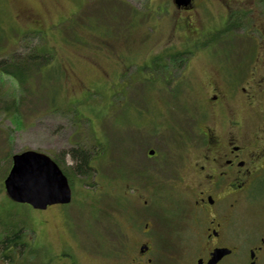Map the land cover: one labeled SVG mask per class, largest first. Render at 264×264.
I'll return each instance as SVG.
<instances>
[{
  "label": "rangeland",
  "instance_id": "1",
  "mask_svg": "<svg viewBox=\"0 0 264 264\" xmlns=\"http://www.w3.org/2000/svg\"><path fill=\"white\" fill-rule=\"evenodd\" d=\"M223 1L196 0L183 11L173 0H0V62L18 61L31 75L21 85L0 71V264H14L23 248H37L44 258L45 245L63 241L80 262L89 263L86 253L106 238V178L115 154L108 140L111 135L115 146L140 144L139 97L163 98L176 88L178 101L193 111L220 73H228L219 69L220 61L239 52V41L249 36L252 52L264 43L257 30L264 25V0H241L250 2L228 9ZM228 11H235L231 20L245 24L206 53L208 38L217 40ZM186 21L197 22L200 31L210 28L209 36L190 45L197 35L184 28ZM185 47L194 51H179ZM27 56L35 60L23 59ZM248 111L236 102L239 116ZM177 115L174 120L182 118ZM168 120L159 136L162 156L179 137ZM71 149L90 155L88 175L73 172ZM26 150L61 163L71 188L69 204L36 210L7 198L3 180L12 155ZM161 165L170 168L163 157ZM182 186L174 180L161 183L170 207H185ZM234 222L240 233L252 226L253 239L264 231V180L241 196Z\"/></svg>",
  "mask_w": 264,
  "mask_h": 264
},
{
  "label": "flooded vegetation",
  "instance_id": "2",
  "mask_svg": "<svg viewBox=\"0 0 264 264\" xmlns=\"http://www.w3.org/2000/svg\"><path fill=\"white\" fill-rule=\"evenodd\" d=\"M195 1L177 9L188 11ZM241 2L250 1L225 0L222 7L233 8ZM229 13L235 11L224 13L218 38H208L206 53H210L208 46L227 41V35L245 24L231 20ZM196 24H184L197 35L190 45L209 36L210 28L200 31ZM191 26L195 28L190 30ZM257 30L264 38V25ZM247 39L239 41V52L232 58L220 61L219 69L228 73H220L218 84L193 111L191 105L178 101L176 88L167 90L169 95L163 98L142 95L138 102L140 144L115 146L110 135L109 148L115 154H110L106 178V238L86 253L89 263L66 250L64 241L59 246L47 241L44 258L37 248L18 250L13 263L264 264V231L253 239L252 226L240 233L234 222L241 196L264 180V43L252 52V39ZM172 84L177 87V82ZM237 101L248 106L247 117L236 112ZM177 113L180 120H174ZM166 118L179 137L165 146L162 156L158 143ZM162 157L169 169L162 167ZM164 179L183 185V209L170 207L171 202L164 199ZM49 207L53 206L45 210Z\"/></svg>",
  "mask_w": 264,
  "mask_h": 264
},
{
  "label": "water",
  "instance_id": "3",
  "mask_svg": "<svg viewBox=\"0 0 264 264\" xmlns=\"http://www.w3.org/2000/svg\"><path fill=\"white\" fill-rule=\"evenodd\" d=\"M193 0H173L177 8L188 7ZM11 167L3 180L9 200L27 204L36 210L71 201L67 177L57 163L44 153L26 150L12 155Z\"/></svg>",
  "mask_w": 264,
  "mask_h": 264
},
{
  "label": "trees",
  "instance_id": "4",
  "mask_svg": "<svg viewBox=\"0 0 264 264\" xmlns=\"http://www.w3.org/2000/svg\"><path fill=\"white\" fill-rule=\"evenodd\" d=\"M208 41H209V39H208ZM194 45H198V44L194 43ZM195 47H197V46H195ZM23 59H27L28 61L35 60L33 56H27ZM15 62H17V63H9L7 61H1L0 62V71L4 74L11 75V76L15 77L17 79L18 83L23 85L31 77V75H29L30 72L28 70H26L29 68H27V66H26V69H24V67L22 65H20L18 61H15ZM27 77H28V79H27ZM69 154H70L71 159L74 162V166L72 169L73 172L77 175H80V176L88 175L91 171V167L89 164L90 155L87 153V151L81 150V149H71L69 151ZM55 162L57 163L58 166L61 165V163L58 160H56ZM62 172L64 173V175L66 174L68 176L66 170L62 169ZM10 242H12V241H8L6 243H10ZM7 245L8 244H5V246H7Z\"/></svg>",
  "mask_w": 264,
  "mask_h": 264
}]
</instances>
